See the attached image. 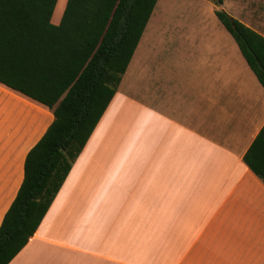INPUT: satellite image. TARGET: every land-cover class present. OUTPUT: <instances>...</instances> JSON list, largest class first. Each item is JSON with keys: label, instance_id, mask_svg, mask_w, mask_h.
I'll return each instance as SVG.
<instances>
[{"label": "crops", "instance_id": "1", "mask_svg": "<svg viewBox=\"0 0 264 264\" xmlns=\"http://www.w3.org/2000/svg\"><path fill=\"white\" fill-rule=\"evenodd\" d=\"M228 1L222 10L264 36L258 2ZM159 3L115 95L9 264H264V184L243 161L264 126V88L221 24L164 26ZM53 119L0 83V224L28 151Z\"/></svg>", "mask_w": 264, "mask_h": 264}, {"label": "trees", "instance_id": "2", "mask_svg": "<svg viewBox=\"0 0 264 264\" xmlns=\"http://www.w3.org/2000/svg\"><path fill=\"white\" fill-rule=\"evenodd\" d=\"M56 3L0 0V83L54 117L28 151L0 224V264H9L35 234L115 95L157 0H67L53 25ZM214 15L264 88V36L222 9ZM243 161L264 184V126Z\"/></svg>", "mask_w": 264, "mask_h": 264}, {"label": "rangeland", "instance_id": "3", "mask_svg": "<svg viewBox=\"0 0 264 264\" xmlns=\"http://www.w3.org/2000/svg\"><path fill=\"white\" fill-rule=\"evenodd\" d=\"M252 2H258L261 6V31L264 33V0H255ZM224 7L228 9L229 1L223 0ZM66 0H58L54 16H57L59 11L65 7ZM158 8H163L167 12L166 16L162 19L161 24L167 27L178 26L183 24V21H188L187 23H205L206 25H220L218 19H216L213 11L221 9L222 6L217 7L207 0H160ZM253 25H257L256 22H250ZM259 28V26H257Z\"/></svg>", "mask_w": 264, "mask_h": 264}]
</instances>
